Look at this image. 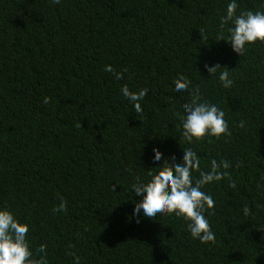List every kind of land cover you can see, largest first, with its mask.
Listing matches in <instances>:
<instances>
[{
    "label": "trees",
    "instance_id": "16d2710c",
    "mask_svg": "<svg viewBox=\"0 0 264 264\" xmlns=\"http://www.w3.org/2000/svg\"><path fill=\"white\" fill-rule=\"evenodd\" d=\"M228 2L0 0V205L29 225L33 260L44 244L48 264H72L69 251L80 264H264V43L239 56L217 41ZM236 3V14L264 11V0ZM205 62L228 70L232 86ZM181 76L224 111L226 135L181 140L191 101L174 91ZM122 85L147 89L141 113ZM154 146L177 162L190 148L205 171L212 159L230 163L201 189L214 202L213 241L191 238L174 214H132L130 185L158 167ZM61 197L67 210L54 212Z\"/></svg>",
    "mask_w": 264,
    "mask_h": 264
},
{
    "label": "clouds",
    "instance_id": "9594fccd",
    "mask_svg": "<svg viewBox=\"0 0 264 264\" xmlns=\"http://www.w3.org/2000/svg\"><path fill=\"white\" fill-rule=\"evenodd\" d=\"M53 2L59 3V0ZM236 8V0H229L225 15L221 19V28L224 23L230 22L227 36L220 34L217 41L223 40L230 45L234 53L242 56L248 45L257 41L264 43V11L246 10L236 14ZM199 37L203 38L204 33L199 32ZM204 68L209 77L215 76L223 88L228 89L232 86L233 80L229 71L220 70L223 67L219 64L205 62ZM104 71L113 73L116 80L122 78V74L116 72L111 65H105ZM173 84L175 93L180 96H191V101L182 107L179 119V135L183 142L191 144L194 139L200 140L205 136L219 138L227 134L228 126L222 109L213 103L202 101L199 90L191 89L184 77L174 79ZM120 93L132 105L136 114L142 112L140 102L147 93L146 88L131 91L127 85H122ZM48 101L49 98L46 96L43 103L47 104ZM239 126L244 127V121H240ZM182 149V158L177 162L175 157H166L159 147L152 148V161L158 167L147 169L146 175L149 179L146 181L140 177H133L130 191L139 199L133 200L132 214L142 215L150 221H156L166 214H174L187 222L186 231L191 238L208 243L214 240V233L210 229L205 210L211 208L214 202L212 197L201 189L206 184L226 178L227 172H221L219 169H228L230 163L225 160L217 163L212 159L207 170H201L197 154L190 148ZM198 170L199 177L194 178L192 174ZM228 186L236 187L234 182H229ZM66 210L67 202L61 197L53 211ZM28 232L27 223L19 221L10 208L0 205V264H48L44 244L38 248L43 255L36 260L32 259V252L26 240ZM67 255L73 258L72 264H80L81 258L75 252L69 251Z\"/></svg>",
    "mask_w": 264,
    "mask_h": 264
}]
</instances>
